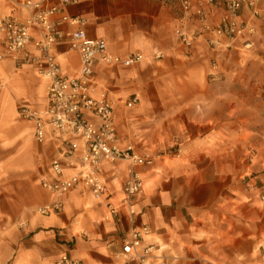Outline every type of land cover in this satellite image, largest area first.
Instances as JSON below:
<instances>
[{
	"label": "crops",
	"instance_id": "crops-1",
	"mask_svg": "<svg viewBox=\"0 0 264 264\" xmlns=\"http://www.w3.org/2000/svg\"><path fill=\"white\" fill-rule=\"evenodd\" d=\"M23 1L0 0V16L26 17ZM255 8L258 14V0ZM206 9L208 22L215 24L219 2L213 11ZM64 11L84 17L87 35L105 40L109 53L144 56L129 67H95L97 89L114 103L119 144L149 150L145 142L164 140L169 126L164 121L170 117H175L179 144L141 168L144 185L133 214L121 202L129 165L116 161L102 167L107 184L102 200L79 186L64 195L62 211L42 215L37 208L52 199L42 180L53 177L50 162L61 140L48 133L38 143L18 113L21 103L36 109L46 104L36 66L0 59V264H55L63 254L79 264H125L122 239L142 226L148 228L143 244H152L164 264H253L264 257V203L259 200L264 188V22L257 15L252 20L251 53L241 39L216 52L200 37L187 47L175 33L200 28L194 4L188 15L175 2L157 0H75ZM250 12L244 5L241 16ZM53 52L63 74L78 72L79 57L64 43ZM214 57L217 69L211 66ZM248 61L254 64L251 70ZM238 93L246 98L236 99ZM248 95L255 102H248ZM133 97L136 102L126 106ZM248 108H255L250 138L255 163L247 161L253 155L250 140L242 138L241 128L232 131V121H249ZM251 172L255 175L249 177ZM71 173L66 169L60 177ZM109 202L118 207V216L108 214Z\"/></svg>",
	"mask_w": 264,
	"mask_h": 264
},
{
	"label": "built area",
	"instance_id": "built-area-1",
	"mask_svg": "<svg viewBox=\"0 0 264 264\" xmlns=\"http://www.w3.org/2000/svg\"><path fill=\"white\" fill-rule=\"evenodd\" d=\"M175 2L181 12L188 15L193 4L200 20V28L188 34L183 28L175 30L181 42L189 47L196 37L206 41L216 52L230 49L236 40H243L249 48L254 32L252 19L257 15L254 0H157ZM75 0H59L49 4L47 0H25L26 17L0 16V59L11 58L17 67L35 65L46 88V104L36 109L27 103L18 106L20 117L30 123L34 139L43 143L47 134L61 140L60 148L51 159L53 177L42 180V186L52 195L51 201L37 208L42 215L63 210V197L70 190L82 186L97 201L106 195V180L102 175L105 164L125 161L128 175L122 184L121 202L130 214L134 213V200L143 189L141 168L151 166L159 158L148 150H139L134 144H119L114 121V103L94 81L95 67L99 63L129 67L141 61L142 53L127 56L111 54L105 40L89 37L86 19L69 15L64 7ZM219 2L222 9L215 24L207 20V7L213 11ZM250 9V16L243 18V6ZM55 16H57L55 18ZM67 25V30H63ZM36 34V35H35ZM64 43L67 50L79 57V69L74 75H65L54 55V46ZM213 69L216 58L211 59ZM3 83L0 79V89ZM133 97L125 102L130 107L136 102ZM66 169L72 170L67 178L60 176ZM259 200L264 203V188ZM108 214L118 216V207L107 203ZM148 228H134L122 239V255L125 264H164L154 253L152 244H143ZM55 264H79L68 254H63ZM253 264H264V257Z\"/></svg>",
	"mask_w": 264,
	"mask_h": 264
},
{
	"label": "rangeland",
	"instance_id": "rangeland-1",
	"mask_svg": "<svg viewBox=\"0 0 264 264\" xmlns=\"http://www.w3.org/2000/svg\"><path fill=\"white\" fill-rule=\"evenodd\" d=\"M254 2H255V0H254ZM258 7H259V12L257 14V17H258V19H261L262 22H264V14L260 15V11L264 12V0H258ZM254 17H253L252 20H254ZM255 35L256 34H255V27H254V32L251 34V37H250V41H251L252 45L249 48H245L246 51L250 52V51H253L255 49V41H256V36ZM246 54H247L246 55L247 59H249V57H250L249 53L247 52ZM248 62H246L247 69L248 70L253 69L254 68V64H252L251 62H249V63ZM250 63L253 65V66H251L252 68L250 67ZM251 82H253V81L251 80ZM237 96L238 97H236V99L239 98L240 96H243V95H240V93H238ZM248 96H249V97H247L248 102H251V101L255 102V99L251 98L250 95H248ZM243 97H245V96H243ZM246 113H247V117H248L249 121H232L233 122L232 131L234 133L236 129H237V131H239L240 128H241L242 129L241 131L243 132L242 138L245 139V140H248V141L250 140L248 142V148L251 150V153H253V155L250 156L247 161H248V163H253V162L255 163V159H254V156H255V143H252L251 139H250V138H252L255 135V121H254L255 120V108H252V109L248 108L246 110ZM189 114H192L191 110L189 111ZM175 121H176L175 117H170L168 121H164L165 124L169 125L168 126V130H167V135L164 134L165 135L164 138H163L164 140H160V142H153V141L147 140L145 142V146H147L149 148L151 153L163 155V154L168 153L169 151H173L175 148H177V146L179 144L180 137L176 133H174V127H175L174 123H175ZM162 124L163 123H161V125ZM239 144L240 143L237 142V145H239ZM160 159L161 158H158V160H160ZM127 171H129V168H128ZM124 173H126L125 170L119 172L118 178L116 179V183L118 185L124 179L123 178L124 177ZM127 175H128V173L126 174V176ZM249 175H250L249 177H252V176L255 175V173L251 172ZM247 179H248V177L246 176V174H243L242 181L245 182Z\"/></svg>",
	"mask_w": 264,
	"mask_h": 264
}]
</instances>
